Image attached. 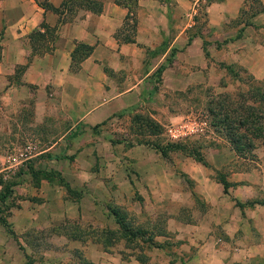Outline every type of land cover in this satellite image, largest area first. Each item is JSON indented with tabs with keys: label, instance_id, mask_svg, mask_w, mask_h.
Returning <instances> with one entry per match:
<instances>
[{
	"label": "rangeland",
	"instance_id": "1",
	"mask_svg": "<svg viewBox=\"0 0 264 264\" xmlns=\"http://www.w3.org/2000/svg\"><path fill=\"white\" fill-rule=\"evenodd\" d=\"M206 4L207 0L198 2L195 13L190 14V7L178 11L175 0H167L172 20L178 17L170 31L178 32L186 24L184 35L200 32L214 56L205 59L202 78L199 73L189 74L196 64L182 68L180 72H186L191 81L179 89L167 88V113L159 110L162 101L156 98L152 107L146 104L85 126L76 122L82 109L75 105L55 102L48 107L46 101L36 102V87L0 84V189L4 184L11 189L1 208L17 236L24 264H173L176 258L185 264L184 259L195 256L198 244L227 250L264 233V168L256 167L255 161L260 162L256 154L252 161L233 158L223 166L215 157L211 160L217 168H209L188 156L183 161L185 154L177 150L163 156L153 145H167L165 125L196 116L204 117L206 125L181 143L198 145L205 160L206 153L229 147L213 131L205 112L210 95L232 92L237 85L221 65H231L234 71L241 67L247 73V65L256 71L264 68L262 29H250L232 41L237 38V24L264 6L258 0H248L235 20L211 25ZM192 16L194 23L189 27ZM169 57L167 51L166 63L171 61ZM156 69L153 78L159 83L161 70ZM208 71L211 74L206 79ZM239 75L243 77V73ZM211 79L216 84L210 85ZM259 82L264 85V78ZM175 114L180 118H169ZM230 153L232 157L233 151ZM250 165L258 173L252 177L249 197L243 191L238 192L241 198L234 197L231 186L235 188L238 182L230 181L233 185L228 193H223L219 183L218 191L210 190L211 200L200 195L198 185H206L207 179L218 183L212 169L227 179L231 171L250 170ZM115 207L150 232L157 246L124 238L107 245L94 242L96 229L118 228L109 211ZM186 224L190 227L187 237L192 233L194 243L170 230L173 225ZM160 230L165 234H158ZM0 238L15 246L16 241L1 224ZM179 247H183L181 253Z\"/></svg>",
	"mask_w": 264,
	"mask_h": 264
},
{
	"label": "crops",
	"instance_id": "2",
	"mask_svg": "<svg viewBox=\"0 0 264 264\" xmlns=\"http://www.w3.org/2000/svg\"><path fill=\"white\" fill-rule=\"evenodd\" d=\"M36 1L0 0V84L25 89L36 87V102L46 101L49 103L48 107L55 102L75 105L82 109L75 118L76 122H83L85 126L115 113H126L133 108L142 109L146 104L152 107L156 98L162 101L159 110L167 113V88L179 89V85L191 81L186 72H180L182 68L188 64H196L194 72L189 74L199 73L198 77L202 78L203 68L206 67L205 59L209 55L213 56L207 43L208 57L205 58L202 50L204 37L200 32L195 31L185 36L186 24L178 32L170 31L178 17L172 20V10L168 8L167 0H136L133 31L127 24L124 25L127 14L131 11L115 0H95L102 5L97 13L75 2H69L74 8V14L60 22H57L56 12L44 10ZM46 1L53 7H59L63 0ZM200 1L202 0H175V7L178 11H185L190 7L189 13L192 14L196 11L194 5ZM258 2L264 6V0ZM247 4L248 0L211 1L205 6L207 21L214 25L229 19L235 20ZM127 21H131V18ZM244 21L248 24H237L238 28L242 27L241 34L253 28L261 30L264 25V9H255ZM41 22L48 27H56L54 39L50 41L49 34L46 33L38 44L41 53L31 55L29 35L37 29L44 32V28L39 26ZM193 23L192 16L189 27ZM238 28L236 27V32ZM238 39L240 36L232 40L233 43ZM78 42L90 45L92 49L79 62L77 69L70 70V53ZM48 46L49 50L45 49ZM167 51L171 58L169 63L165 62ZM21 65L23 68L19 71L17 68ZM157 66H163L159 83L153 78ZM246 68L254 79L264 78V68L260 71H256L251 65ZM210 74L208 71L206 79ZM214 84L216 83L211 79L210 85ZM178 117L180 115L169 116L172 119ZM182 119L185 120V117L179 120ZM230 151L227 146L210 151L206 153V161L211 167H216L214 160L217 157L221 161L220 166H223L236 158L234 153L230 156ZM253 153L260 159V162L255 161L256 167L263 169L264 160L261 157L264 155V146L255 148ZM252 167L250 170H233L229 173L227 180L238 182L235 188L231 186L234 197L241 198L238 192L241 194L242 191L247 197L252 193V177L258 173L257 168ZM218 184L207 179L206 185H198L200 195L206 201L211 200L213 196L210 190L217 188L218 191ZM229 190L230 187L228 192ZM255 226H259V223H255ZM170 230L174 236L183 238L185 235L189 244L194 243L192 233L187 237L186 232L190 230L188 224L179 227L173 225ZM205 245L198 244L200 248L195 251V256H188L186 261H182L185 264H264L262 232L259 239L227 250L211 248V245L205 249ZM182 249L183 247H179L177 251L181 253ZM100 261L105 262V259ZM180 262L179 258L173 260V264ZM0 264H24L23 254L18 250L16 242L14 246L8 243V239L0 238Z\"/></svg>",
	"mask_w": 264,
	"mask_h": 264
},
{
	"label": "trees",
	"instance_id": "3",
	"mask_svg": "<svg viewBox=\"0 0 264 264\" xmlns=\"http://www.w3.org/2000/svg\"><path fill=\"white\" fill-rule=\"evenodd\" d=\"M211 1L215 0H207L208 3ZM69 2H75L80 6L82 5L94 13L99 12L102 6L100 2L95 0H63L59 7L51 6L46 0L36 1V3L44 10H52L56 12L58 15L57 22L70 18L71 14H74V8L72 9ZM115 2L124 5L129 11H131V15L127 14V20L128 18H131V21L128 22L125 20L124 25L127 24L129 29L133 31L135 26L134 11L136 8V0H115ZM243 24L246 25L248 22L243 21ZM39 26L40 28H44L43 33L37 29L29 35L31 41V55L41 53L38 44L41 39L45 38L44 36L46 33L49 34L48 37L50 41L54 39V30L56 27H48L44 22H41ZM241 29L242 27L237 29V37L239 36ZM262 31V43L264 45V25L262 26ZM206 46L207 41L203 39L202 50L205 58L208 57ZM216 46H218V43H216ZM49 48V46L45 47L47 50H49ZM91 49L92 47L90 45L80 42L76 43L70 53V70L77 69L79 62L89 54ZM221 67L225 69L226 73L229 74L233 80L237 81V85L232 92L220 91L214 96L210 95L206 100L205 112L210 117V125L213 128V131L225 139L236 158L251 160V157L254 156L253 150L259 146H264V85L261 84L259 80L254 79L241 67L238 68V71H234L233 67L228 64L221 65ZM22 68L23 66L21 65L17 69L20 71ZM162 68L163 66H158L156 70L160 71ZM239 72L243 73V77L239 75ZM219 85L225 87L223 81H219ZM72 134L76 135L77 133L73 132ZM180 141L181 140H169L165 146H159L157 144L153 145L163 156H165L168 151L177 150L201 163L203 166L210 168V165L205 160L198 145H187ZM212 170L215 174V180L222 186L223 193H227L228 187L233 185V183L227 181L224 174L219 170ZM10 192L11 189L8 184H4L0 189V224L4 227L5 231L13 237L18 247L21 248L17 236L12 231L10 224L4 218L1 208L5 198ZM236 204L239 205L240 203L236 201ZM109 211L113 215L114 222L118 225V228L96 229V231H94L96 234L94 242H99L101 245H107L112 244L120 238H124L129 241L139 240L141 242H148L149 244H157L153 242L150 232L133 224L132 218L128 217L120 208H111ZM158 234L163 235L165 233L160 230Z\"/></svg>",
	"mask_w": 264,
	"mask_h": 264
},
{
	"label": "built area",
	"instance_id": "4",
	"mask_svg": "<svg viewBox=\"0 0 264 264\" xmlns=\"http://www.w3.org/2000/svg\"><path fill=\"white\" fill-rule=\"evenodd\" d=\"M183 123L165 125V133L169 140H183L191 135H196L206 125L205 118H187Z\"/></svg>",
	"mask_w": 264,
	"mask_h": 264
}]
</instances>
